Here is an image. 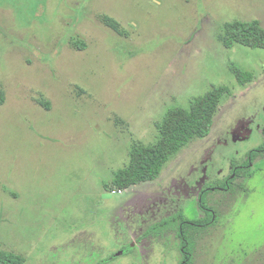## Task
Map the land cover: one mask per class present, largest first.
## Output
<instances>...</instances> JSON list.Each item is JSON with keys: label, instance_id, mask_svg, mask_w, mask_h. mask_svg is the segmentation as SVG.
<instances>
[{"label": "rangeland", "instance_id": "1", "mask_svg": "<svg viewBox=\"0 0 264 264\" xmlns=\"http://www.w3.org/2000/svg\"><path fill=\"white\" fill-rule=\"evenodd\" d=\"M233 20L264 27V0H0V250L25 264H181L177 224L148 230L180 209L203 217L202 192L228 183L204 195L215 218L189 231L194 264H264V153L244 166L264 142V49L227 48ZM235 66L254 78L240 84ZM221 85L210 133L119 193L131 149Z\"/></svg>", "mask_w": 264, "mask_h": 264}, {"label": "trees", "instance_id": "2", "mask_svg": "<svg viewBox=\"0 0 264 264\" xmlns=\"http://www.w3.org/2000/svg\"><path fill=\"white\" fill-rule=\"evenodd\" d=\"M108 25L119 33L125 34L115 20H107ZM73 46L78 49L85 48V41L72 37ZM223 43L227 48L236 44L250 48L264 49V27L259 20L243 21L233 20L227 22L224 28ZM237 81L245 85L254 78L249 70L238 66L233 68ZM230 93L227 85L212 88L210 91L195 98L190 108L176 107L170 109L159 125L160 137L151 144L135 145L130 151V162L128 166L118 170L112 185L117 188H130L140 182L156 179L167 161L196 137H205L210 133L214 115L218 111L222 98ZM5 102V92L0 90V105ZM49 105V104H48ZM264 150V145L260 147ZM257 156L256 151L252 158ZM206 209V217L202 219L188 220L182 217L179 223L178 236L181 238L182 263L194 264V240L189 231L203 229L213 223V212L203 204ZM169 222V221H168ZM160 226H155L158 228ZM24 255L7 250H0V264H25Z\"/></svg>", "mask_w": 264, "mask_h": 264}, {"label": "flooded vegetation", "instance_id": "3", "mask_svg": "<svg viewBox=\"0 0 264 264\" xmlns=\"http://www.w3.org/2000/svg\"><path fill=\"white\" fill-rule=\"evenodd\" d=\"M262 145H264V142H263L260 146H258L256 149L252 150V151L248 154V158H247V160L245 161V165H244V166H250V165H253V164L255 163V161L257 160V157L259 156V154H260V153H264V150L260 148ZM254 151H256L257 156H256L255 158H252V153H253ZM241 167H242V166H241ZM241 167H236V168L234 169V171H233V175H231V176L228 177V182L231 181L232 179H234L235 176H236V174L238 175V172L241 170ZM219 184L222 185V186H217V185L214 186V185H212V186H209L207 189H205V190L202 192V194H201V197H200V203H201V200H202V196L205 195V193H209V192H211L212 190H215V189L218 188V187L222 188V187H227V186L229 185L228 183H227L226 185L223 184V183H219ZM119 189L121 190L119 193L123 194L124 190H126L127 188H124L123 191H122L121 188H119ZM201 206H202V205H201ZM204 206H205V205H204ZM206 207H207L210 211H212V210L209 208V206H206ZM202 208H203V207H202ZM203 209H204V208H203ZM204 210H205V215H204L203 217H200V218H188V217L185 216L184 211H183L182 209H180V210L178 211V213H177V219H178V221H176L175 217H172V218L169 217V218H167L166 220H164L165 222H160V223L155 224V225L152 226V228L149 229L148 231H149V233H150V232L156 231V230H158V229H159V232H160V230H162V231H163L164 229L166 230L172 221H174V223H176L177 226H178V228H179V223H180V221L182 220V217H185V218H187L188 220L202 219V218L206 217V209H204ZM212 212H213V211H212ZM214 218H215V217H214V213H213V221H214ZM168 221H169V222H168ZM209 225H210V224H209ZM155 226H160V227L155 228V229L153 230V228H154ZM207 226H208V225H207ZM177 235H178V232H177ZM178 237H179V236H178ZM179 239H180V246H181V238L179 237ZM181 251H182V248H181ZM182 255H183V253H182Z\"/></svg>", "mask_w": 264, "mask_h": 264}, {"label": "built area", "instance_id": "4", "mask_svg": "<svg viewBox=\"0 0 264 264\" xmlns=\"http://www.w3.org/2000/svg\"><path fill=\"white\" fill-rule=\"evenodd\" d=\"M118 191L120 192L121 190L119 189Z\"/></svg>", "mask_w": 264, "mask_h": 264}]
</instances>
